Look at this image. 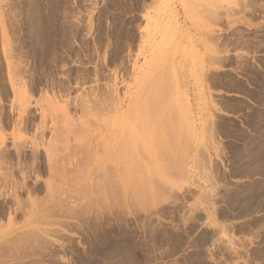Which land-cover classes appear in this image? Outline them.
<instances>
[{"label":"rangeland","instance_id":"374dc122","mask_svg":"<svg viewBox=\"0 0 264 264\" xmlns=\"http://www.w3.org/2000/svg\"><path fill=\"white\" fill-rule=\"evenodd\" d=\"M27 231L0 264H264V0H0V240Z\"/></svg>","mask_w":264,"mask_h":264},{"label":"bare ground","instance_id":"6f19581e","mask_svg":"<svg viewBox=\"0 0 264 264\" xmlns=\"http://www.w3.org/2000/svg\"><path fill=\"white\" fill-rule=\"evenodd\" d=\"M113 172H114V170H113ZM120 174V173H119ZM112 175V174H111ZM121 176V175H120ZM123 176V175H122ZM121 176V177H122ZM113 177V176H112ZM126 177H127V175H126ZM116 178V177H115ZM123 181V180H122ZM125 183V182H124ZM130 183V182H129ZM120 188V187H119ZM121 191V190H120ZM65 214V213H64ZM64 214H62L61 216H63ZM58 218V217H57ZM60 218V217H59ZM67 218H68V215H67ZM30 231H33V230H30ZM41 232H43L42 233V235H46V232H47V234L49 235V232L48 231H46L45 232V230H41ZM45 232V233H44ZM28 235L27 236H25V235H21V236H18V235H20V234H18V235H15L14 236V238H11V239H5V238H3V239H1L0 240V252H1V257H6V258H10V259H13V260H16V259H22V258H24V257H27V256H29L30 257V252L28 253H23V250L21 251V249H19V246H20V244H19V242L17 243V245L16 246H13V247H17V250L16 251H13V247H11L12 245H10V244H12L13 242H15L16 240H14V239H17V240H22L23 242H24V240L25 239H29L30 238V240L29 241H31V239H32V237H33V233H29V231H27L26 232ZM36 235V238H37V233L35 234ZM35 235H34V237H35ZM23 236V237H22ZM25 236V237H24ZM52 236V235H51ZM16 237V238H15ZM20 237H22V238H20ZM33 237V238H34ZM38 237H40V233H39V235H38ZM36 238H34V240L33 241H35V239ZM42 238H43V236H42ZM42 238H40L41 240H40V242L41 243H39L38 242V240H36L37 242H38V244H42V245H45V244H50V245H45L44 246V248H47V249H49L50 247H52L51 246V243L50 242H52L51 240H48L49 238L47 237L46 239H45V237L42 239ZM50 241V242H49ZM22 243V242H21ZM25 243V242H24ZM53 243V242H52ZM63 243V242H62ZM71 243V242H70ZM4 244V245H3ZM14 244V243H13ZM23 244V243H22ZM27 244H30V242H27ZM27 244H26V246H27ZM32 244H34V243H32ZM35 244H37V243H35ZM35 244L34 245H32V246H35ZM54 244V243H53ZM57 244V243H56ZM59 244H60V242H59ZM58 244V245H59ZM10 245V246H9ZM55 245V244H54ZM54 245H53V247H54ZM61 245H63V244H61ZM39 246V245H38ZM115 246V245H114ZM113 246V247H114ZM22 247V246H21ZM29 247V246H28ZM40 247V246H39ZM56 247H57V245H56ZM56 247H54V248H56ZM120 249H121V247H119ZM51 249V248H50ZM58 249H59V247H58ZM62 249V247L60 248V250ZM64 249V248H63ZM62 249V250H63ZM119 249V250H120ZM11 250H12V252H11ZM61 250V251H62ZM112 250V252H113V248L111 249ZM110 250V251H111ZM26 251V250H25ZM24 251V252H25ZM57 251V250H56ZM115 251H118V249H117V246H116V250ZM121 251V250H120ZM53 252V251H52ZM39 253V252H38ZM37 253V254H38ZM49 253H50V250H48L47 251V255H49ZM61 253V252H60ZM106 253V252H105ZM56 254V253H55ZM58 254V253H57ZM108 254V253H107ZM113 254V253H112ZM115 254H117L116 252H115ZM129 254V253H128ZM39 255V254H38ZM78 255V254H77ZM80 255V254H79ZM114 255V254H113ZM125 256V255H124ZM0 257V258H1ZM45 258V257H44ZM115 258H116V256H115ZM119 258V257H118ZM26 259V258H25ZM25 259H23V261L22 262H24V260ZM114 259V258H113ZM4 261V260H3ZM19 260H16V262H18ZM25 262H26V260H25ZM0 263H1V260H0ZM5 264V263H4Z\"/></svg>","mask_w":264,"mask_h":264}]
</instances>
